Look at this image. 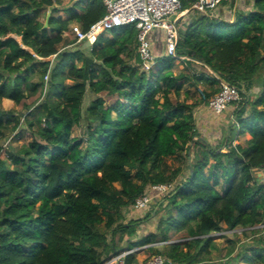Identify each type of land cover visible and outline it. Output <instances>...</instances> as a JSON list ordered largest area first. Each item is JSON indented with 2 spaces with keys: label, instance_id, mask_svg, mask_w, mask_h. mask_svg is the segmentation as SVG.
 <instances>
[{
  "label": "trees",
  "instance_id": "trees-1",
  "mask_svg": "<svg viewBox=\"0 0 264 264\" xmlns=\"http://www.w3.org/2000/svg\"><path fill=\"white\" fill-rule=\"evenodd\" d=\"M70 1L58 10L61 0H0V102L34 99L19 115L0 107V138L15 137L21 120L34 136L16 153L0 147V264H105L121 254L115 237L129 240L141 223L120 224L123 211L157 185L171 186L160 196L167 208L160 242L171 231L187 240L149 247L154 256L204 264L214 248L210 234L240 228L260 235L233 256L230 247L226 264H264V229H254L264 225V184L255 178L264 169V0H252L251 10L237 11L231 23L199 16L177 30L176 57L148 70L131 26L98 37L89 56L62 51L73 44L65 38L70 26L85 32L105 13L101 0ZM179 3L180 12L194 13V0ZM175 59L207 73L176 74ZM222 82L241 100L230 105V136L214 146L196 129V103L179 97L185 84H202L200 101L208 105ZM84 116L97 125L83 144L72 130ZM235 135L249 139L233 147ZM167 158L179 167L167 168ZM156 199L138 214L161 207ZM155 242L148 234L126 249ZM134 262L133 254L123 260Z\"/></svg>",
  "mask_w": 264,
  "mask_h": 264
},
{
  "label": "rangeland",
  "instance_id": "rangeland-1",
  "mask_svg": "<svg viewBox=\"0 0 264 264\" xmlns=\"http://www.w3.org/2000/svg\"><path fill=\"white\" fill-rule=\"evenodd\" d=\"M73 2L74 1L69 2V0H61V2H60L61 4L55 5V8H57L58 10H61L63 8H68L74 4ZM187 13H185V12L182 13L183 15L181 17H183ZM59 15L61 16L62 19H65V16L62 13V11H60ZM181 17L179 16V20L181 19ZM195 18H198V16L195 15L194 18H192V20H191L192 23L195 21ZM171 19H173V17ZM181 25H182V23H181ZM181 25L177 26L178 32L183 31L184 25L182 27H181ZM106 34H108V32L105 33V35ZM65 36H66L65 38L68 42H70V43L73 42V36L70 34L69 31H67ZM163 37H164V35H163ZM159 39H157V42H159V44H156L155 46L150 48V53L155 58L154 64H155V62H158V61L160 62V60L163 57H165L164 51L162 50V48H163L162 39L161 40H159ZM17 40H19V39H17ZM61 50L62 51L63 50L70 51L71 53H75V54H77L78 52H81L84 56H89V49L87 46H85V44H71L65 48H61ZM154 64L152 65V67L154 66ZM76 66L79 67L80 63L77 62ZM172 69H173V72L176 74L179 73L180 71H184L187 74L194 75V76H197L198 74H206L207 73V71L204 70L202 67H200L198 64H191V65L186 66L185 64H183L180 61V59L174 60ZM33 82L40 83L41 81L38 80L37 78H34ZM65 84H71V82L65 81ZM202 89H204L202 84L196 83L193 86L185 84L184 87L182 88L179 99L184 100L187 104L196 103L197 106H201V108H204L205 106L202 105L201 101H200ZM257 92H258V88L256 85H254L252 90L249 92V96L252 97ZM88 94H89V97H88L89 101L90 100L92 101L95 99V97L91 93H88ZM170 97L172 99L175 98L173 94H171ZM33 100L34 99H28L20 105H14L9 100H2L0 102V107L3 110L13 111L14 114L19 115V114L25 113V111H26L25 107L29 106ZM195 108L193 109L194 115L196 112ZM248 108H249V106L247 107V109ZM232 111H233V107L229 106L227 108V110L225 111V113L223 115L221 114V116H218L215 114L211 115V113L209 112L208 113L209 117L207 118L208 123L203 125L201 123L196 122L197 131L203 137H205L206 140H208L210 143H212L214 146L221 144L223 142L224 138H228L230 136L229 135L230 128H231V125L233 124V118H234ZM20 122H21L20 127L17 130L18 133L16 132L17 135L15 137H14V133L13 134L4 133L3 137L0 138V147H2L5 151L7 150L9 153H16V151L23 144H27L28 142L33 140L34 136H32V134L25 129V126H24V123L22 122V120ZM221 122H222V124L220 126ZM96 125H97L96 122L89 121V119L86 116H84V119H82V121L76 127L73 128L72 135L74 137L81 139L83 144H84L86 137H87L88 130L95 128ZM238 136H240V135H237V136L235 135V139ZM232 146L235 147L236 145H234V143H232ZM221 152L226 153L227 148L225 146L221 147ZM164 162H165L167 168H169V169H176L180 165V162L177 161L176 159H173V158H167L164 160ZM258 172H261V173L259 174ZM258 172L255 173L256 181L262 182L261 180H262V176L264 175V169L261 171H258ZM218 190H219V192H222L221 188H218ZM157 198L158 199L155 198L156 199L155 202H157V204L162 205L161 207H159V205H158V206L154 207V210L151 208L149 211H146V212L140 213V214H138V212L135 211L133 209V207H130L129 209L123 211L124 218L119 221L120 224L125 225L128 223L129 220H137V219L141 220V223H139L138 226L136 227V231H135L134 235L131 236L129 238V240H128L127 236H124V237H122L123 240L120 242V241H117L118 237L117 236L115 237L116 247L119 250L121 249V254L129 253V254L134 255L135 262L133 264H144V262H146V260H148L149 258L154 256L148 250L149 247H152V248L157 249V250H162L163 247L167 246L170 243L184 242L187 240V237H186L184 232L175 233V232L171 231V232H169V241H167L165 243L160 242L157 227L159 224V220L161 218L165 217L166 212H167V208L164 209V206L166 205V201L163 200L164 197H157ZM170 212H171V210H170ZM148 215H149V217L147 218ZM99 229L103 230V227L100 226ZM254 229L263 230L264 225L257 226ZM251 230L252 229L243 230V229L237 228L235 230L230 231V230L223 229L220 232L210 234L209 237L212 239L214 248L209 249L207 261H205L206 263H204V264H226V263H228L227 251L229 250L230 247L233 246L235 248V250H234L233 254H231V256H233L235 252H238L240 250V246H242V245L246 246L247 248L251 247L253 245L254 238H256L260 235L259 233L252 235L250 233ZM148 234H155L156 235V242L155 243H153L152 245H141L139 247H136L133 250L127 251V249H126L127 243H129V242L130 243H135V242L140 243L142 241V239L145 236H147ZM235 264H250V263L237 261Z\"/></svg>",
  "mask_w": 264,
  "mask_h": 264
},
{
  "label": "built area",
  "instance_id": "built-area-1",
  "mask_svg": "<svg viewBox=\"0 0 264 264\" xmlns=\"http://www.w3.org/2000/svg\"><path fill=\"white\" fill-rule=\"evenodd\" d=\"M231 0H194L191 11L207 18L217 19L216 12L222 4L230 3ZM104 7V15L101 19L90 25L83 32L78 25L69 28L73 36V44H85L90 48L98 37L120 27L131 26L136 32L138 43L137 54L142 63V68L148 70L154 64V57L150 53L151 43L149 34L153 30L164 32V55L168 58L176 57L177 23L176 20L184 12H180L179 0H101ZM187 13V11H185ZM173 17V19H171ZM53 58V57H52ZM47 75L43 78L45 84ZM241 100L237 88L226 83H220L219 91L208 102V108L215 115H221L230 105H237ZM234 123V119H233ZM264 184V175L261 180ZM170 185H157L151 188L152 196L138 197L132 206L135 211L148 208L153 199L162 196L170 189ZM129 253L115 255L105 264H123L125 256ZM144 264H177L162 256H152Z\"/></svg>",
  "mask_w": 264,
  "mask_h": 264
},
{
  "label": "crops",
  "instance_id": "crops-1",
  "mask_svg": "<svg viewBox=\"0 0 264 264\" xmlns=\"http://www.w3.org/2000/svg\"><path fill=\"white\" fill-rule=\"evenodd\" d=\"M251 4H252V0H231L230 3L222 4V6L218 9V11L216 12V16L218 17L217 19L220 20V21H223V22L231 23L233 21L234 14L237 11H239V10L240 11H249V10H251ZM195 15L199 17V15H197L195 13L186 14L183 17H181L180 20H179V17H178L177 19H175L176 23H177V26H180L181 23H182L181 27L184 25V27H183V31H184L185 26H188L189 24L192 23L191 20H192V18H194ZM196 19L197 18H195V20ZM163 35H164V32L161 31V30H153L149 34L148 37H149V40L151 41L150 43L152 44L151 48L153 46H155L156 44H159V42H157V39L160 38L159 40L162 39V43H163L162 50L164 51L165 35H164V37H163ZM182 63L185 64L184 62H182ZM204 106H205L204 108H201V106H198V107L195 108L196 109L195 115L193 113L194 120H195V126H196V122L201 123L203 125L208 123L207 122V118L209 117V115H208L209 112L211 113V115H214L213 112L209 110L208 105H204ZM224 113L225 112H223L222 115ZM219 116H221V115H219ZM221 124H222V122L220 123V126H221ZM248 139H249V137L247 135H244V136L240 135L236 139H234L233 143H234V145L244 146L245 142ZM258 173L260 174L261 172H258ZM262 178H263V176H262ZM106 263H108V261Z\"/></svg>",
  "mask_w": 264,
  "mask_h": 264
},
{
  "label": "water",
  "instance_id": "water-1",
  "mask_svg": "<svg viewBox=\"0 0 264 264\" xmlns=\"http://www.w3.org/2000/svg\"><path fill=\"white\" fill-rule=\"evenodd\" d=\"M46 25H47V20H46L45 23H44V28L46 27Z\"/></svg>",
  "mask_w": 264,
  "mask_h": 264
}]
</instances>
